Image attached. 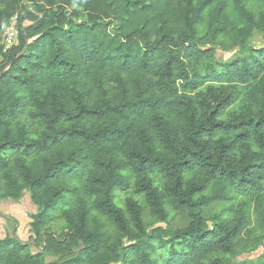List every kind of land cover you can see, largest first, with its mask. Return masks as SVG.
<instances>
[{"label": "trees", "instance_id": "obj_1", "mask_svg": "<svg viewBox=\"0 0 264 264\" xmlns=\"http://www.w3.org/2000/svg\"><path fill=\"white\" fill-rule=\"evenodd\" d=\"M14 17L17 44L0 42V200L28 191L38 212L31 244L0 239V264H204L261 245L245 240L241 204L204 210L250 198L264 232V47L197 65L208 43L264 35V0H0V36ZM144 207L188 224L150 235Z\"/></svg>", "mask_w": 264, "mask_h": 264}, {"label": "rangeland", "instance_id": "obj_2", "mask_svg": "<svg viewBox=\"0 0 264 264\" xmlns=\"http://www.w3.org/2000/svg\"><path fill=\"white\" fill-rule=\"evenodd\" d=\"M249 4H252L249 1ZM231 13V17L234 18V14L231 8H228ZM16 21L11 20L3 29L0 42L4 41V34L7 30L14 26ZM27 25L28 22H25ZM205 25L199 27V34L204 35ZM5 43V42H4ZM264 47V35H260L257 32H253L251 38L248 39L246 45L237 47L235 49H228L224 46L206 44V49H209V54L201 58L197 65V70L203 73L206 67L213 66L217 67L220 63L229 62L238 56H244L248 53L249 48L260 49ZM7 200H0V233L1 236L6 238H21L24 242L32 243L33 235L29 232V223L31 222L32 213H37V208L31 203L29 192H23L20 200L13 206V202ZM120 200V198H119ZM143 204V202H142ZM242 205L244 207L245 213L249 219L247 234L245 238L246 241L253 243L254 241L261 240V245L255 248H242L244 243L238 246V249L234 254L225 255L217 253L211 255L204 264H264V232L259 230L255 223V215L253 213V201L250 198H242L233 196L231 201L214 203L204 210V217L208 219H213L217 216L227 215L226 209L231 206ZM144 205V204H143ZM143 223L147 228V233L153 235V231L157 228L168 229L174 231L177 229H182L188 224V216L186 213L174 212L171 209L168 211V216L165 222L156 221L150 214V211L144 207L143 211ZM211 225V224H210ZM62 221L55 220L50 226V232L52 234L58 235L61 232ZM106 232L110 236H114L115 232L112 226L105 224ZM29 234V236H27ZM18 236V237H17ZM31 236V237H30ZM3 238V239H4ZM19 241V240H18ZM23 243V242H22ZM31 252H37L36 247L30 248ZM57 258L45 254V260L47 263L55 261Z\"/></svg>", "mask_w": 264, "mask_h": 264}, {"label": "built area", "instance_id": "obj_3", "mask_svg": "<svg viewBox=\"0 0 264 264\" xmlns=\"http://www.w3.org/2000/svg\"><path fill=\"white\" fill-rule=\"evenodd\" d=\"M12 20L16 21V17H14ZM17 37L18 31L15 22L14 26L9 28L4 34V41L1 43L4 48V51L17 44Z\"/></svg>", "mask_w": 264, "mask_h": 264}, {"label": "crops", "instance_id": "obj_4", "mask_svg": "<svg viewBox=\"0 0 264 264\" xmlns=\"http://www.w3.org/2000/svg\"><path fill=\"white\" fill-rule=\"evenodd\" d=\"M9 202H13V206L14 205H17L18 203H16V201H12V200H8ZM1 210V209H0ZM32 214H35V213H32ZM27 236H29V234L27 235ZM18 237V236H17ZM4 237H2L1 236V233H0V239H3ZM18 240L20 241V242H23V243H25L24 242V240H22L21 238H18Z\"/></svg>", "mask_w": 264, "mask_h": 264}]
</instances>
